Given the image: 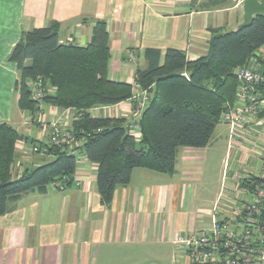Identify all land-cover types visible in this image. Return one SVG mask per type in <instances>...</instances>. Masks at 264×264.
Listing matches in <instances>:
<instances>
[{"label":"crops","instance_id":"obj_1","mask_svg":"<svg viewBox=\"0 0 264 264\" xmlns=\"http://www.w3.org/2000/svg\"><path fill=\"white\" fill-rule=\"evenodd\" d=\"M243 1L0 0V124L44 142L50 122L66 123L75 114L74 109L43 104L45 125H40L19 109L20 73L9 56L24 31L56 22L61 44L84 47L96 21H105L110 78L133 85L135 97L142 93L135 73L146 68V50H159L164 57L167 50L176 49L189 61L207 55L214 32L235 31L243 23ZM258 55L264 72V47ZM135 103L133 98L105 107L96 116L125 119L131 128L142 113ZM242 107L235 101L233 108ZM219 125L205 148H179L173 174L134 169L130 184L118 187L108 205L97 190V165L80 153L71 185L51 184L46 193L30 192L9 202V211L0 216V264H163L173 248L181 253L175 241L210 225L224 183L228 194H234L240 180L263 172L264 104L234 135L227 124ZM133 133L139 143L140 129ZM29 144L24 139L18 145L14 177L46 162L30 154ZM231 200L223 202L231 205ZM232 216L231 211L220 214Z\"/></svg>","mask_w":264,"mask_h":264},{"label":"trees","instance_id":"obj_2","mask_svg":"<svg viewBox=\"0 0 264 264\" xmlns=\"http://www.w3.org/2000/svg\"><path fill=\"white\" fill-rule=\"evenodd\" d=\"M59 29V23L53 22L47 28L24 31L9 56L20 73L18 107L33 118L43 104L74 109L69 126L82 144L50 145L46 154H32L46 162L14 177L21 140L30 147L39 141L23 137L7 123L0 124V216L9 211L10 201L24 194L46 193L51 184L71 185L80 153L97 165V190L106 205L118 187L130 184L134 169L173 174L179 148L201 149L209 144L223 115L238 99L236 71L258 60L264 47V15H259L244 29L214 32L208 54L195 61L176 49L167 50L164 57L159 50H146V68L135 73L136 85L149 96L134 123L140 129L138 143L125 119L89 112L135 95L133 85L110 78L112 55L106 22L96 21L92 39L84 47L61 44ZM40 81L46 93L41 101L34 99L32 90ZM252 180L260 181L259 177ZM248 182L240 180L237 192L250 190ZM239 197L242 203L244 195Z\"/></svg>","mask_w":264,"mask_h":264},{"label":"built area","instance_id":"obj_3","mask_svg":"<svg viewBox=\"0 0 264 264\" xmlns=\"http://www.w3.org/2000/svg\"><path fill=\"white\" fill-rule=\"evenodd\" d=\"M257 61L253 59L250 66L236 71L239 79L237 101L242 103L243 107L242 109L230 107L221 119L222 123L230 127L231 135H234L236 129L248 118L258 114L260 105L264 104V72L258 67ZM32 90L34 99L41 101L45 97L41 81L36 83ZM134 99L141 111L149 102V96L145 91ZM102 108H94L89 112L95 115ZM34 119L37 124L45 125L41 120V112H37ZM70 122L63 123L60 120L50 122L47 141H39V144L30 148V153L46 154L50 145L80 146L82 142L77 141L70 129ZM133 129H139V126L133 125L131 130ZM260 167L263 172L259 182L253 181V176L244 178L249 180L251 186L246 192L238 191L229 195L230 189L224 183L212 207L210 225L175 241L189 264H264V159ZM239 193L244 195L242 203L238 201ZM227 199H232L231 205L223 202ZM224 211H231L233 216L221 218L220 214Z\"/></svg>","mask_w":264,"mask_h":264},{"label":"water","instance_id":"obj_4","mask_svg":"<svg viewBox=\"0 0 264 264\" xmlns=\"http://www.w3.org/2000/svg\"><path fill=\"white\" fill-rule=\"evenodd\" d=\"M243 12L244 21L239 25L238 30L250 26L256 16L264 15V0H244Z\"/></svg>","mask_w":264,"mask_h":264},{"label":"rangeland","instance_id":"obj_5","mask_svg":"<svg viewBox=\"0 0 264 264\" xmlns=\"http://www.w3.org/2000/svg\"><path fill=\"white\" fill-rule=\"evenodd\" d=\"M232 30H230V31H232ZM218 129H221L220 125L218 126L217 130ZM217 133L218 132H216V134ZM216 134H215V137H216ZM77 156L79 158L80 155L78 154ZM213 175H214V170H213ZM163 264H189V263L187 262L185 256L182 253H178V251H176L175 248H173L170 251V254L168 255V259L167 260L166 259L163 260Z\"/></svg>","mask_w":264,"mask_h":264}]
</instances>
